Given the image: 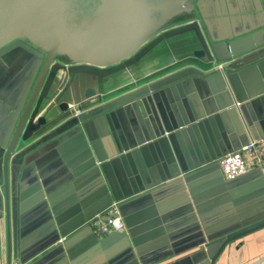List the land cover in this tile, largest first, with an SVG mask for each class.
I'll list each match as a JSON object with an SVG mask.
<instances>
[{
  "label": "crops",
  "instance_id": "crops-1",
  "mask_svg": "<svg viewBox=\"0 0 264 264\" xmlns=\"http://www.w3.org/2000/svg\"><path fill=\"white\" fill-rule=\"evenodd\" d=\"M206 1L219 28L252 19L251 0ZM173 54L166 72L123 87L103 113L35 141L10 165L8 184L0 179V264H264V224L212 260L206 250L210 236L264 217V169L229 180L219 165L264 136V54L219 71L225 83L216 64ZM165 57L148 69H163ZM2 69L0 145L26 87ZM114 203L125 228L96 234L92 217Z\"/></svg>",
  "mask_w": 264,
  "mask_h": 264
},
{
  "label": "water",
  "instance_id": "water-1",
  "mask_svg": "<svg viewBox=\"0 0 264 264\" xmlns=\"http://www.w3.org/2000/svg\"><path fill=\"white\" fill-rule=\"evenodd\" d=\"M206 2L0 0V58L20 49L35 58L13 131L0 145V179L8 184L10 165L35 141L103 113L107 104L101 103L118 97L123 87L168 69L174 51L185 52L182 61L211 67L226 61V70L245 53L264 54V0L250 1L252 19L244 25L234 22L220 28ZM164 55L163 69L159 65L150 71ZM214 74L225 83L219 71ZM262 224L264 217L210 236L209 259L231 238ZM8 254L11 258L10 245Z\"/></svg>",
  "mask_w": 264,
  "mask_h": 264
},
{
  "label": "built area",
  "instance_id": "built-area-1",
  "mask_svg": "<svg viewBox=\"0 0 264 264\" xmlns=\"http://www.w3.org/2000/svg\"><path fill=\"white\" fill-rule=\"evenodd\" d=\"M226 63V61L216 63L217 70L224 77H226ZM236 105H240V102L236 101ZM219 165L223 175L229 180L244 175L250 169H264V136L250 137L239 148L223 154L219 158ZM90 223L98 235L119 232L125 228L124 219L115 203L107 210L93 216Z\"/></svg>",
  "mask_w": 264,
  "mask_h": 264
},
{
  "label": "rangeland",
  "instance_id": "rangeland-1",
  "mask_svg": "<svg viewBox=\"0 0 264 264\" xmlns=\"http://www.w3.org/2000/svg\"><path fill=\"white\" fill-rule=\"evenodd\" d=\"M35 58L30 55L24 49H20L19 52L15 53L12 57H2L0 58V66H4L7 69H2V77L10 78L9 83H21L27 82L31 79L29 69L31 65H34ZM29 69V70H28ZM34 78V77H33Z\"/></svg>",
  "mask_w": 264,
  "mask_h": 264
}]
</instances>
